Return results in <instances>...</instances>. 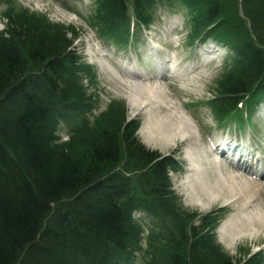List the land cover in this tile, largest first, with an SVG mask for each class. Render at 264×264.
I'll return each mask as SVG.
<instances>
[{
    "label": "trees",
    "instance_id": "1",
    "mask_svg": "<svg viewBox=\"0 0 264 264\" xmlns=\"http://www.w3.org/2000/svg\"><path fill=\"white\" fill-rule=\"evenodd\" d=\"M232 1L96 0L94 25L106 37L128 25L127 5L144 24L150 23L154 3L170 9L178 5L192 36L228 43L231 15L235 21L241 18L238 0ZM244 9L249 16L263 14L264 0H251ZM18 12L7 14L9 25L0 33V264L128 263L141 233L130 212L141 207L173 221L163 222L165 228L155 236L158 256L152 264H232L211 236L200 229L189 233L182 216L175 215L164 182L169 163L140 147L131 123L123 122L118 131L101 124L89 127L91 143L81 154L56 142L60 122L85 121L89 107H82L79 82L88 70L69 51L64 33L59 39L52 27ZM238 48L220 87L229 94L264 78V55L252 44ZM124 163L141 173H112ZM62 229L71 231L67 259L63 244L54 246L60 239L53 236Z\"/></svg>",
    "mask_w": 264,
    "mask_h": 264
},
{
    "label": "rangeland",
    "instance_id": "2",
    "mask_svg": "<svg viewBox=\"0 0 264 264\" xmlns=\"http://www.w3.org/2000/svg\"><path fill=\"white\" fill-rule=\"evenodd\" d=\"M232 1V0H231ZM234 1H232L233 3ZM239 2V1H238ZM251 0H243L244 5H250ZM92 4V0H73L72 2L70 0H18L15 2V9L22 8L26 10V15H32L36 18V21L40 23L43 27H52V30H56L58 32L57 37L59 39H62L60 36L64 33L65 42H69V35L71 36L74 33H77L79 38L78 42H75L76 48H78V51L81 53L84 63L93 64L92 67L94 68V72L97 75L96 77V84L95 86H89V92L93 93V97L96 96L97 100L96 102V110L94 111L93 116L97 117L98 123L97 125H104L108 128L119 130V127L122 126L123 122L124 124H128L130 121H134L137 118L140 119L141 125L140 129L138 131V139H140L144 144L147 143V146H149L152 149H162L163 148V154H168L173 149L171 146L174 144V142H179L178 139H174L172 142L168 143V146H165L164 143L161 141L157 142H149L146 138H144V129L145 126L149 125L151 121L148 119H159L160 117H163L160 120H165L167 116L170 115V111L175 109V111H178L176 108L173 109H165L164 106H156L155 100L151 101V104L153 105L148 113L145 112V110L142 112L141 109L135 106H132L130 103V100H128V95H126L128 89L126 86L119 84L114 79H111L106 77V68L101 69L99 67L98 63H95L93 57L88 54V47L87 43L91 45V47L94 45L97 48V54L95 55L94 59H100V54L103 52V48H105L107 51L110 50L108 47H103V42L98 40L97 37L91 30L86 26L85 20H87V16L90 13V6ZM234 4L233 6H235ZM4 9L3 7L0 8V10ZM79 12V13H78ZM178 18L182 19V14L178 12ZM162 15V18L164 19V22L160 24L159 33H143V36H146L148 41H151L152 38L159 39L163 36V34L166 33L168 30V24L171 21H175L176 23H179L177 19L170 20L166 15ZM241 17L238 21L232 19L231 15V21L234 25L233 31L231 32V39L235 40L236 42L239 41H249L254 42L261 46L264 51V14H253L252 18L245 14ZM242 19V20H241ZM0 20V29L5 28V23L1 22ZM170 23V24H171ZM65 28V29H64ZM55 31V32H56ZM177 42V39L174 40ZM181 44V42H180ZM142 50V49H141ZM219 50H221L219 48ZM83 52V53H82ZM93 52V51H91ZM96 64V65H95ZM151 67L152 64L150 63L147 67V71L151 73ZM217 73L210 76L209 79L211 80L208 84V86L204 89L205 86H203L202 90L206 95H210V87L213 86L215 81L218 83L220 80L217 79ZM202 83V82H201ZM196 84V83H195ZM194 92L196 91V94L199 95L201 93L200 87H192ZM174 97H179L177 93L171 96L173 99ZM158 101V100H157ZM174 111V112H175ZM176 113V112H175ZM147 114L149 116H147ZM136 124V123H134ZM103 127V126H102ZM104 128V127H103ZM60 133L62 135H67V131L65 128L59 129ZM88 134L84 135H75V137H68V141L66 145V148L68 147L72 152V154H81L86 151V148L90 146L91 141L88 139ZM183 146H180L182 148ZM184 149V148H183ZM180 150V153L184 150ZM182 154V153H181ZM203 162V159L201 163ZM223 174V173H222ZM229 174H223L224 178L218 183V189L219 192L217 196H219L217 199L214 200V203L210 204L209 206H205L206 208L202 209L200 207H197L198 205L194 204L187 195L190 192H187L189 188V181L185 179L181 174L172 175L171 179L173 182V188L177 193L180 195H184L186 193V197L182 198L181 201H176V204L184 209L183 204L185 205V208L189 214L197 213L199 215H204L205 213L214 212L215 208L218 206H224L226 205V200L233 201L237 199H231L232 193L226 191L225 187L232 186L235 188V192H237V188L241 187L239 199L240 201H247L250 199V190L249 186L245 185L241 179L238 177H233L230 179L228 176ZM213 181V184L217 180V178H211ZM206 182V181H205ZM225 184V185H224ZM222 185V186H221ZM221 186V189H220ZM198 193L195 195L200 200L202 199V202L206 200L204 198V195L202 193L195 191ZM217 193V192H216ZM186 199V200H185ZM264 200V199H263ZM239 203V202H238ZM259 203H256V206H259ZM235 207H233V214H236L238 212L239 207H237V200L233 204ZM252 210V209H251ZM215 215H213L209 222L212 224L214 220H216ZM242 221V220H241ZM197 222L195 221L194 225H196ZM190 225H193V222H190ZM239 226V222L237 223ZM245 225V224H244ZM259 229V232L254 233L258 234V236H261L260 240L257 242H252L251 239H243L239 238V240H233L232 242H229L228 238L224 239L223 237L219 236V233H217V238L219 241V246L223 249L225 254L229 257H232L236 263H240L248 260L251 258L252 255L262 251V255L264 256V226L256 227L255 229ZM143 246H145L143 244ZM263 249V250H262ZM143 252L136 257V259L130 261L128 264H149L150 260L146 257L147 253H145V249L143 247Z\"/></svg>",
    "mask_w": 264,
    "mask_h": 264
},
{
    "label": "bare ground",
    "instance_id": "3",
    "mask_svg": "<svg viewBox=\"0 0 264 264\" xmlns=\"http://www.w3.org/2000/svg\"><path fill=\"white\" fill-rule=\"evenodd\" d=\"M234 46L238 48L237 44H234ZM87 47L91 49V45L89 43H87ZM88 52L91 53L90 50ZM127 89L128 91L126 95H128V100H130L131 105L135 106L136 108L139 107L141 111H144V110L149 111V109L153 106L151 104V101L153 100H160L162 104L165 106V108L169 110L171 108L170 104L165 103L166 100L164 99V97H162V93H160L159 90L156 88L151 89L147 87L143 89L141 88L134 89L133 87L132 88L128 87ZM3 102H6V100H4ZM170 115L171 116H167L165 120H160L163 117H160L158 120L148 119L151 122L149 125L145 126L146 128L144 129V138H146L149 142H157V141L161 142L162 141L165 146H167L168 143L172 142L174 139H177L179 137L180 138L188 137L187 140L190 141L191 136L194 135L195 128L190 124V122H188L187 117L184 118L181 115L179 116L173 110L170 111ZM147 116L149 115L147 114ZM140 143L146 147L148 142L145 144L142 142ZM136 160L135 162L131 161L132 165L137 164ZM195 172H197L196 169H195ZM225 189L226 191H229L227 186L225 187ZM209 193L211 194L212 192H209ZM235 194L236 192L232 193L231 196L234 197ZM193 200L195 203L202 204L200 198H198L197 196ZM228 206L233 207L230 204H228ZM234 219H235V216L230 217L229 219H227V221L222 222V225L220 227V232H221V236L224 239L228 238L229 242H232L233 240H239V238L251 239L252 242H257L258 240H260L261 236H258V234H256L259 232V229L258 228L255 229V228L259 226H264L263 206L262 207L260 206V210L255 211V213L248 212V214H246L242 218V220H244L246 223L245 227H243L244 223L242 222H241L242 225L238 226V228L236 226H233L234 224L232 220ZM233 227L237 230L236 232L232 233L230 232V230H232ZM227 230H229V234ZM254 231L256 233H254ZM65 233H67V235H65ZM70 235H71V231L67 232L65 229H62L58 236H53V238L57 240L60 239L58 243L54 242L55 248L60 247L59 242L63 244L64 246V248L62 249L63 254L64 256L67 255V257H64L65 259L68 258V254H70L71 252L70 251L71 248L69 247V242H67L70 239L69 238Z\"/></svg>",
    "mask_w": 264,
    "mask_h": 264
}]
</instances>
